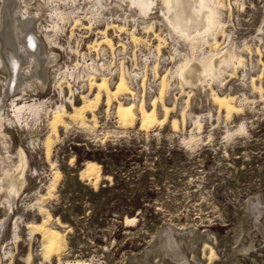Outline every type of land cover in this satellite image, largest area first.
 Here are the masks:
<instances>
[{"label": "rangeland", "instance_id": "374dc122", "mask_svg": "<svg viewBox=\"0 0 264 264\" xmlns=\"http://www.w3.org/2000/svg\"><path fill=\"white\" fill-rule=\"evenodd\" d=\"M28 1H0V11L6 9L7 16L14 17L13 28L10 24L13 35L22 36L26 28L43 35L46 26L51 28L59 21L52 6L71 9L67 0ZM220 1L225 3L219 10L228 34L220 47L235 43V52L244 58L243 65L235 62L224 66L225 72L219 73L217 80L208 81L216 93L234 95L233 104L241 106L228 118L213 98L208 102L203 99L204 89L211 88L207 83L196 91L195 85L186 82L183 85L192 89L197 99H190L184 111L186 123L180 122L177 130L169 121L148 130L140 129L136 121L134 125H119L128 133H115L118 128L99 118L105 105L102 101L94 111L92 128L73 122L59 125L47 151L50 128L45 114H26L20 121L13 115L12 93L6 98V118L0 126L8 135L6 146L0 141L1 200L7 193L2 188L7 173L4 168L13 170L10 158L18 160L20 149L25 153L26 167L25 181L0 235V264H176L163 249L154 252L149 247L164 228L188 243L185 251L192 264H264V236L253 221L256 204L264 207V0ZM75 4L81 11H90L94 5L91 0H75ZM123 8L112 5L105 10L121 13ZM137 9L132 6V10ZM152 10L157 12L154 7ZM68 19L54 28L55 41L50 44L56 52L65 39L71 40ZM26 47L30 51L28 44ZM51 69L47 86L16 94L18 101L45 99L50 108L63 101L58 97L59 89L56 93L51 88L56 83ZM251 79L263 87L262 93L252 87ZM63 103L68 107V102ZM156 109L159 115L163 113V107ZM180 110L172 108L168 119L180 120ZM194 115L203 125L196 144L190 145L185 140ZM237 127H243L244 132H236ZM89 160L97 162L99 169H89ZM51 182L54 185L48 190ZM45 211L50 213L46 224L62 231L59 254L53 251L50 258L42 250V228L31 225L41 222ZM257 216L264 225V213ZM250 239L256 247L245 254L239 249Z\"/></svg>", "mask_w": 264, "mask_h": 264}, {"label": "bare ground", "instance_id": "6f19581e", "mask_svg": "<svg viewBox=\"0 0 264 264\" xmlns=\"http://www.w3.org/2000/svg\"><path fill=\"white\" fill-rule=\"evenodd\" d=\"M36 1L41 3V0ZM63 1L65 0H62V2ZM91 1L95 6H98L100 11H105V8H110L112 5L113 7L120 9L121 6H125L126 9L124 10L123 8V11L120 12L125 16H131L137 19H141L143 22V29L146 31L153 30L156 33L157 26H155V23L159 24L158 28L165 30L169 34L171 39L175 42V44L178 45V47L183 48L182 51L179 49L180 58L177 61L178 63L176 64L173 73L178 74L181 81L190 82L192 85H195V89H193L196 91H199V85H203L204 87L205 83H207V86L211 87L212 84H209L211 82H214L215 79L217 80L219 73L222 72L223 74L225 72L223 70L224 66L229 67L235 62L237 64H241L244 60V58H242L243 56L241 57L235 52V43L234 46L233 44H231L228 46L226 45L220 47L224 43L225 37H228L226 29H224L225 24L221 19L222 13L219 10V8H223V5L225 3L223 4L220 0H112L109 3L108 0ZM28 2H31V0ZM7 5L10 6V4ZM67 5H69L68 8L71 7L70 10L62 8V5H56L55 7L52 6V9L50 8L54 11L53 13H55L56 15L55 18H58L59 21H56L51 28L46 26L43 35L42 33L40 35L36 30H33L32 28H28V30L26 28V33L23 32V34H21L22 36H20V34L18 35L17 33H14L13 35L10 32V24H12L13 28V21H15L13 19L14 17H9V13L7 16L6 9H4V12L0 11V126L3 123L2 121L6 118V111L4 108L5 100L12 93L13 98L11 99V104L13 115L18 120H20V117L22 118L26 116V114L28 116L31 115V117H37V115H40L42 113L45 114L47 124L50 128L46 136L47 145L44 141L46 147L48 145L50 146V143L52 142V140H54L52 138H55L57 136L59 125L67 126V123L73 122L78 124V126L80 125L81 127L92 128V126H94L96 123L94 111L101 104V102L103 101L104 104L110 105L113 100L118 99V96L120 94L128 90V84L126 79L124 78H120L114 86H111L107 78L100 77L97 79L92 78L90 80L91 89L88 92L81 94L77 98L79 102H76V98L74 97H69L67 101L63 100L64 102H68V107L65 103H63V101L54 104V107L51 106V108L50 105L47 104L48 102L45 99H35L34 101L30 102L18 101L19 96H17L16 94H19L22 91H35L36 89L42 90L43 87L48 85L50 81L49 70L53 68V66L57 62V52L50 44L51 42L55 41V38L53 37L55 35L53 34L54 28L62 21H69V16L66 13L73 12L78 8V4H75V0H67ZM132 6L133 8L137 6L139 10H132ZM153 7L156 8L157 12H153ZM2 8H4V6ZM25 14L26 13H24V15ZM21 18L23 19L22 15ZM154 20H158L159 23L155 22ZM78 23V18L74 17L72 25H77ZM21 24L23 23L17 25L21 27ZM163 26H165L166 28ZM219 35L224 36H221L223 38V41L221 40L222 42L219 41ZM156 36L158 37L159 42L165 41V39L158 33H156ZM103 39L107 43L111 42L108 35H106ZM26 44L31 47L30 51L27 50ZM158 49H160V46L158 47ZM26 59L28 60V65L26 64L25 66ZM208 81L211 82L209 83ZM251 81L253 85L252 87L262 93L263 87L261 85L256 86L253 83V79H251ZM53 83L61 93V91H63L61 84L58 81L56 83ZM165 86L166 84L163 83L162 91H164ZM212 87L210 89L213 101L217 102L218 109L224 108L225 116L227 118L231 116L232 113H238V111L241 110V106L233 104L234 95L228 92L218 94ZM9 89L11 90L9 91ZM260 96L262 97L263 95L261 94ZM163 105L165 104H161V106L163 107V113L159 115L156 109V103H154L150 107H146L144 105L135 106L131 103L119 102L116 108L118 123L120 126H125L134 125V123L138 121L140 129L142 128L146 130L153 127L154 125L162 127V125H164L167 121H169L170 126H172L173 130H177L180 127V122L184 124L186 123V114L184 113V110H182L181 112L180 120L175 117H171L168 119V114L170 113V111H172V108L169 106L167 107V105ZM135 107H138L137 110H135ZM87 114L91 115L90 119L87 118ZM25 120L27 119L25 118ZM191 120L193 127L189 131L188 136L185 140L186 144L190 143V145L192 143H195V141L197 140V136L199 135V133H201V128L203 125L199 118H192ZM90 123L92 124V126L90 125ZM3 125L5 126V123ZM243 127H237L235 131L240 133L244 132L245 129H243ZM228 132H231V130ZM7 136L8 135L3 133L2 130L0 131V141L2 142V145H7ZM49 148L50 147H47V151L49 150ZM13 152L14 151H11L10 154H14ZM47 153L46 155H48ZM1 156H3V153ZM10 160L13 164V170L4 168L7 173L4 178L2 188H5V192L7 190V193L5 194V197L2 195V199L4 198V200H1L0 198V235L3 233L4 227L8 222L10 212L15 206V197L21 190L25 181L26 156L23 150L20 149L18 151V160H12V158H10ZM2 162L3 161L0 158V164ZM5 164H8V161ZM86 165L91 170L99 169V164L92 160L87 161ZM53 185L54 183L51 182L49 184L48 190ZM261 204L262 203L256 204L257 213L255 214L253 221L256 225V228H258L264 236V225L257 216L260 213H264V207L261 206ZM39 209L40 211L42 210L41 207H39ZM49 217L50 213L45 211L43 220L41 222L35 224L31 223V225L33 226L42 228V250L46 252V258H50L53 251L59 254L58 252L60 251L59 249L61 248L63 242L62 231L56 227L46 224V221L49 220ZM128 220L133 221L134 218ZM30 231L32 232L33 229H30ZM161 231L162 232L159 235V239H155L156 241L149 246L150 249L154 252L159 251L157 250V248L163 249L168 258L176 264H192L185 251V247H188V243L184 241L182 242L181 239H178L176 237L178 235L175 236L170 228H164ZM17 238L18 236H16V239ZM255 247L256 244L252 239H250L249 244L247 243L246 245H241V248L239 250L247 254L249 251H251V249H254ZM209 248L210 253L212 254L213 250L210 246ZM148 253L149 252H146V258L148 257ZM28 258L29 256L27 257V259ZM253 262L254 264H259L258 261Z\"/></svg>", "mask_w": 264, "mask_h": 264}, {"label": "built area", "instance_id": "2783aa9c", "mask_svg": "<svg viewBox=\"0 0 264 264\" xmlns=\"http://www.w3.org/2000/svg\"><path fill=\"white\" fill-rule=\"evenodd\" d=\"M66 14L71 23L74 17L79 23L70 24L71 40H64V46L57 52V62L51 69V77L63 88L59 99L67 101L69 97L78 98L88 92L92 78L105 77L111 86L120 78L126 79L128 90L99 111L103 123L118 128L113 130L118 134L129 132L119 126L116 115L119 102L146 107L156 103L157 108H162L163 103L173 110L177 107L181 112L186 110L190 99H197L194 91L183 85L186 82L173 73L180 58L179 49L182 51L183 48L178 47L158 25L156 33L165 39L161 43L153 30L143 29L141 20L100 11L95 5L90 11L75 10ZM106 35L110 43L104 41ZM163 83L166 84L164 91ZM51 88L58 93L56 86ZM202 97L206 102L210 101L211 89H204Z\"/></svg>", "mask_w": 264, "mask_h": 264}]
</instances>
